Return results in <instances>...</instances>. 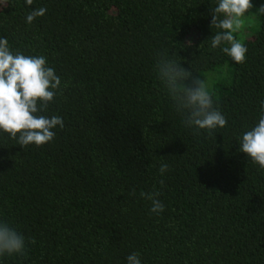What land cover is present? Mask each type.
Wrapping results in <instances>:
<instances>
[{
	"label": "trees",
	"instance_id": "trees-1",
	"mask_svg": "<svg viewBox=\"0 0 264 264\" xmlns=\"http://www.w3.org/2000/svg\"><path fill=\"white\" fill-rule=\"evenodd\" d=\"M217 3L0 0V39L60 77L41 114L64 124L40 147L0 132V222L26 243L0 264H127L133 252L141 264H264V169L239 151L264 102V14L237 64L211 47ZM161 52L206 81L224 128L185 126L157 77Z\"/></svg>",
	"mask_w": 264,
	"mask_h": 264
},
{
	"label": "clouds",
	"instance_id": "clouds-1",
	"mask_svg": "<svg viewBox=\"0 0 264 264\" xmlns=\"http://www.w3.org/2000/svg\"><path fill=\"white\" fill-rule=\"evenodd\" d=\"M32 3L33 0H26L27 5ZM253 8L252 0H218L217 6L211 10V28L220 30L211 37V47L228 45L222 51L237 64L245 62L248 49L236 34L245 27V19ZM255 12L264 14V4ZM45 13L43 7L33 10L27 15L26 22L31 24ZM155 70L176 111L183 114L185 126L206 130L209 135L226 126L227 120L214 107L205 80L193 76V72L185 69L181 62L170 59L167 52L158 54ZM60 85L61 79L54 68L47 66L46 57L26 56L20 52L13 54L7 39H0V132L17 140L21 148L28 145L40 147L52 141L55 137L53 129L57 126L63 128V119L59 116L49 118L41 113L47 111ZM239 151L264 169V102L261 103L258 123L242 135ZM167 170V164L160 165L161 175ZM160 183L163 184V180ZM141 196L151 201L152 213L164 211V205L157 198L158 192H141ZM25 252L24 237L7 222H0V256L24 255ZM127 264H141L139 254L128 255Z\"/></svg>",
	"mask_w": 264,
	"mask_h": 264
},
{
	"label": "rangeland",
	"instance_id": "rangeland-1",
	"mask_svg": "<svg viewBox=\"0 0 264 264\" xmlns=\"http://www.w3.org/2000/svg\"><path fill=\"white\" fill-rule=\"evenodd\" d=\"M261 0H252V3L254 5L253 12L248 14L245 19V27L236 34V37L240 42H243V40L248 37L250 28H253L256 25L257 22V13L255 12L257 8H259Z\"/></svg>",
	"mask_w": 264,
	"mask_h": 264
}]
</instances>
